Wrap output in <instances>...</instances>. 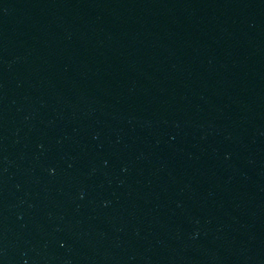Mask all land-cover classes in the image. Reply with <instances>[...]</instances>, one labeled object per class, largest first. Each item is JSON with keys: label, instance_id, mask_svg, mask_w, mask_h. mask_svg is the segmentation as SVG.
I'll return each mask as SVG.
<instances>
[{"label": "water", "instance_id": "1", "mask_svg": "<svg viewBox=\"0 0 264 264\" xmlns=\"http://www.w3.org/2000/svg\"><path fill=\"white\" fill-rule=\"evenodd\" d=\"M255 0H0V264H260Z\"/></svg>", "mask_w": 264, "mask_h": 264}]
</instances>
